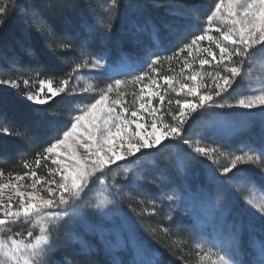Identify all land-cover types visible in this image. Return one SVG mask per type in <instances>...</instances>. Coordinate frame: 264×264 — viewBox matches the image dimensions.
Returning a JSON list of instances; mask_svg holds the SVG:
<instances>
[{
  "label": "snow or ice",
  "instance_id": "snow-or-ice-1",
  "mask_svg": "<svg viewBox=\"0 0 264 264\" xmlns=\"http://www.w3.org/2000/svg\"><path fill=\"white\" fill-rule=\"evenodd\" d=\"M119 9L120 0H109L108 7L97 18L95 25L88 26L91 36H95L97 31L102 34L101 44L111 36ZM17 13L29 17L31 22L40 26L42 32L48 33L50 47L51 44L56 45L52 51L72 50L74 38L71 35L57 36L49 31L35 7L29 6L27 0H0V29ZM206 23L208 27L200 35L193 36L189 42L178 47L173 55L165 58L172 61L174 56L186 53L180 70L173 75L157 77L142 71L130 81L114 79L97 93L95 88L82 89L80 92L71 89L69 74L67 79L60 80L58 87L51 78H41L38 91L22 94L23 99L37 108L35 115L38 120L48 121L50 126L59 117H48L46 110L56 98L67 100L70 110L79 114L70 118V126H65L66 130L47 134L44 141L47 146L43 147L42 152L36 153L33 167L24 163L28 171L22 175L16 173L5 177L3 169H0V264H60L53 258L58 245L52 237L60 221L71 217L78 203L85 199L93 185L103 183L101 178H106L113 166L120 168L121 162L123 165H136L142 157L158 154L168 144L186 145L190 149V157L199 155L213 164L219 163V157H224L229 162L219 170L221 177L243 172L249 185L264 192V172L258 181L248 175L247 169L250 165H264V138L259 146L233 155L218 153L217 149L198 144L193 147L192 142L184 138L186 125L190 124L196 113L239 108L256 110L264 116V82L258 89H249L258 94L240 95L234 104L225 100L226 95L230 96L236 91L234 85L244 82L245 66L254 63L256 58H264V0H217L206 17ZM149 27L146 21L143 26L133 23L127 35L136 40L138 34L148 31ZM211 32L219 35H212ZM149 35L154 42L162 39L159 29ZM204 42L208 46H204ZM87 47L88 42L82 41L81 56L84 62L77 63L72 72L99 70L111 79L110 65L105 62L104 55L99 54L90 59L83 51ZM27 51L29 56L34 55L31 49ZM11 59L12 63L17 62L15 57ZM160 61L161 57L155 56L148 63L153 74L158 73L155 65ZM213 65L215 71H203L205 66ZM186 71L188 75H185ZM207 80H211L214 86H206ZM23 84L27 86L29 81L25 79ZM19 85L18 79L0 78V87L14 89L21 95ZM133 85L138 86L139 91L132 93L135 100L130 107L125 97L128 95L127 89ZM170 94H175L177 98L166 99ZM78 97L91 102L82 107L73 104V100ZM154 101H159V104H154ZM165 103L168 105L166 111ZM166 117H170L171 122ZM5 120L6 117L0 114V134L15 136L26 143L35 142L33 137L36 141L40 139L39 132L30 135L27 129L11 130ZM42 162L52 165L48 168L47 176H40L36 171ZM25 179H30L31 183L24 184ZM137 181L142 183V178L137 177ZM228 182L221 180V183ZM114 186L122 190L119 185ZM108 194L111 195V191ZM226 194V189L220 193L221 197ZM167 199L171 201L174 197L168 196ZM109 203L110 200L101 199L95 207L104 208ZM245 203L253 208L264 225V202L254 207L251 200ZM155 211L156 204L153 201L149 214ZM20 222L31 224L34 229L38 226V234L28 231V242L23 238H14L12 226ZM64 222L67 223V220ZM237 239L238 235L221 242L215 252L204 251L201 255L198 251L199 260L205 261L214 255L212 264H243ZM195 246L201 248L199 243ZM259 256V264H264V239L260 240ZM63 264H71V261L65 260ZM113 264L118 262L114 260Z\"/></svg>",
  "mask_w": 264,
  "mask_h": 264
},
{
  "label": "rangeland",
  "instance_id": "rangeland-1",
  "mask_svg": "<svg viewBox=\"0 0 264 264\" xmlns=\"http://www.w3.org/2000/svg\"><path fill=\"white\" fill-rule=\"evenodd\" d=\"M216 2L217 0L136 2L128 12L125 26L117 31L116 36L111 35L114 41L112 45H108L106 38L105 43H91L85 51L90 59L99 54L104 55L105 62L110 65L111 79L99 70L82 69L73 73L69 87L76 92L95 88L98 93L114 79L130 81L142 71H148L150 75L157 77L173 75L180 70L186 53L174 56L172 61L165 58L173 55L178 47L189 42L193 36L200 35L208 27L206 17ZM145 21L150 26L148 31L139 33L136 40L127 35L133 23L143 26ZM156 29H159L162 37L158 42L150 39L149 35ZM210 34L219 35L217 32ZM204 46H208L207 42H204ZM155 56L161 57V61L155 65L157 74H153L147 66ZM215 70L213 65L205 66L203 71ZM188 74L186 71L185 75ZM262 82L264 58H256L254 63L245 66L244 82L234 85L236 91L230 96L226 95L225 100L234 104L240 95L258 94L249 89H258ZM205 83L206 86H214L211 80ZM38 89L39 81H29L27 86L23 83L21 85V90L25 92H36ZM138 91L139 87L136 85L127 89L125 99L130 107L135 100L132 93ZM175 98V94H170L166 99ZM89 102V99L79 97L73 100V104L81 107ZM154 104L158 105L159 101H154ZM65 106L68 109V117H65L67 121L79 114L70 110L67 101ZM167 107L165 103V111ZM166 119L171 122L170 117ZM184 138L191 141L193 147L198 144L217 149L218 153L240 154L250 147L259 146L264 138V116L256 110L239 108L196 113L190 124L186 125ZM189 151L186 145L168 144L158 154L142 157L136 165L128 166L121 162L120 168L113 166L106 178H101L103 183L93 185L74 212L69 210L72 212L71 217L64 218L67 223L61 220L53 231V240L58 245L54 252L57 249H78L93 254L102 264H113L114 260L118 264H175L169 263L151 241L155 240L153 236L159 235L155 230L163 228L162 232L170 233L173 226L174 229L171 230L178 232L180 239L172 237L180 240L183 245L180 252L183 264H212L214 255L200 261L197 252L201 255L204 251L215 252L221 242H227L237 235V248L243 264H259V246L260 240L264 239V225L245 201L251 200L254 207L255 204L264 202V192L249 185L243 172L221 177L219 170L229 162L224 157H219V163L213 164L199 155L190 157ZM247 169L248 175L259 181L264 165H250ZM137 177L142 178V183L137 181ZM222 179L229 182L221 183ZM23 183L30 184L31 180L25 179ZM114 185H119L122 190H117ZM225 189L227 194L221 197L220 193ZM109 191L111 195L108 194ZM168 196H173L174 199L169 201ZM101 199H108L111 203L98 209L95 205ZM153 201L156 211L149 214ZM146 209L149 211H145ZM167 217L172 219L168 220ZM37 229L31 224L20 222L12 226V234L14 238H23L28 242L27 232L38 234ZM197 243L201 244L200 249L196 248Z\"/></svg>",
  "mask_w": 264,
  "mask_h": 264
},
{
  "label": "trees",
  "instance_id": "trees-1",
  "mask_svg": "<svg viewBox=\"0 0 264 264\" xmlns=\"http://www.w3.org/2000/svg\"><path fill=\"white\" fill-rule=\"evenodd\" d=\"M138 1L141 0H120L119 16L114 23L112 36H116L117 31L125 26L128 12ZM27 3L35 7L49 31L57 36L71 35L74 42L70 51H52L56 45L51 44L50 47L48 33L42 32L38 24L19 13L13 15L0 29V78L18 79L21 93L18 95L14 89L0 87V114L6 117L5 124L11 130L23 128L29 130L30 135L34 132L40 134L38 141L33 137L35 142L30 143L16 139L15 136L0 134V169H3L5 176L16 173L22 175L28 171L29 169L24 168V163L33 167L32 161L36 153L42 152L43 147L47 146L44 142L47 134L61 132L69 125L65 118L68 117L65 106L67 100L59 98L46 110L48 117L59 118L51 126L48 121L40 122L35 115L37 108L22 98L25 92L21 90L23 80L36 82L41 78H51L54 85L59 86L60 80L67 79L69 74L72 77V69L84 60L81 56L82 41H87L88 46L91 43L98 45L100 42L102 34L97 31L95 36H91L88 26L95 25L97 18L108 7L109 0H27ZM107 40L108 45L114 43L111 36ZM87 48L83 49L85 54ZM28 49L34 53L33 56L28 55ZM12 57L17 59L15 64L12 63ZM51 166L50 162L46 165L42 162L36 171L40 176H47ZM171 229H174L173 226ZM171 229L170 233L167 231L169 234L162 232L163 228L155 230L159 235L153 236L155 240L151 241L169 263L183 264L184 259L180 255L183 245L180 240L172 237L179 238L180 234ZM53 258L60 264L65 260H70L71 264H102L93 254L78 249H57Z\"/></svg>",
  "mask_w": 264,
  "mask_h": 264
}]
</instances>
